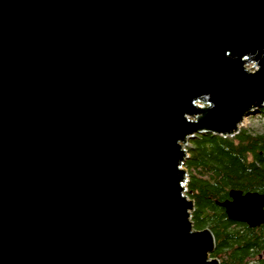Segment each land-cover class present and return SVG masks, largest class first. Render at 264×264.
<instances>
[{"label":"water","instance_id":"95a60500","mask_svg":"<svg viewBox=\"0 0 264 264\" xmlns=\"http://www.w3.org/2000/svg\"><path fill=\"white\" fill-rule=\"evenodd\" d=\"M263 106L264 0H0V264H219L186 146Z\"/></svg>","mask_w":264,"mask_h":264},{"label":"trees","instance_id":"16d2710c","mask_svg":"<svg viewBox=\"0 0 264 264\" xmlns=\"http://www.w3.org/2000/svg\"><path fill=\"white\" fill-rule=\"evenodd\" d=\"M258 115L264 119V106ZM189 144L185 193L193 201V227L213 234L210 256L219 264H264V224L233 221L219 205L232 190L264 194V132L240 128L232 137L206 133Z\"/></svg>","mask_w":264,"mask_h":264},{"label":"rangeland","instance_id":"374dc122","mask_svg":"<svg viewBox=\"0 0 264 264\" xmlns=\"http://www.w3.org/2000/svg\"><path fill=\"white\" fill-rule=\"evenodd\" d=\"M240 128L250 129L254 132H264V119L261 118L258 114L252 115L244 119V123ZM189 146L190 144H188L186 148Z\"/></svg>","mask_w":264,"mask_h":264},{"label":"flooded vegetation","instance_id":"af4514ba","mask_svg":"<svg viewBox=\"0 0 264 264\" xmlns=\"http://www.w3.org/2000/svg\"><path fill=\"white\" fill-rule=\"evenodd\" d=\"M242 194H244V193H242ZM228 199H230V197L228 198ZM242 223H245V222H242ZM245 224H247V223H245ZM248 225V224H247ZM261 225V224H260Z\"/></svg>","mask_w":264,"mask_h":264},{"label":"bare ground","instance_id":"6f19581e","mask_svg":"<svg viewBox=\"0 0 264 264\" xmlns=\"http://www.w3.org/2000/svg\"><path fill=\"white\" fill-rule=\"evenodd\" d=\"M243 123H244V121H243Z\"/></svg>","mask_w":264,"mask_h":264}]
</instances>
